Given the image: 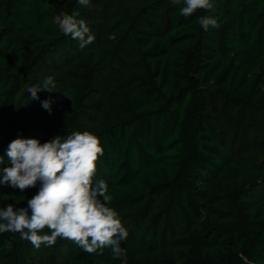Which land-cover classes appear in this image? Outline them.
Masks as SVG:
<instances>
[{"label": "trees", "instance_id": "16d2710c", "mask_svg": "<svg viewBox=\"0 0 264 264\" xmlns=\"http://www.w3.org/2000/svg\"><path fill=\"white\" fill-rule=\"evenodd\" d=\"M212 2L185 18L171 0H0V168L14 139L94 133L104 153L93 186L108 185L128 264H264V0ZM60 11H79L94 42L64 35ZM203 15L219 28L203 30ZM48 75L54 92L31 100L27 87ZM108 84H120L112 107ZM39 187L0 184V208L27 207ZM0 264L120 260L4 233Z\"/></svg>", "mask_w": 264, "mask_h": 264}, {"label": "clouds", "instance_id": "9594fccd", "mask_svg": "<svg viewBox=\"0 0 264 264\" xmlns=\"http://www.w3.org/2000/svg\"><path fill=\"white\" fill-rule=\"evenodd\" d=\"M76 2L87 7L90 0ZM171 3L180 6L179 13L185 18L199 10L215 11L212 0H171ZM79 17V11L62 12L52 18V23L83 49L94 42L95 36L88 23ZM198 23L205 31L220 26L210 15L200 16ZM55 88L54 76L48 75L41 83L27 87V93L31 100H38V93H52ZM41 103L51 113V99ZM103 153L99 137L87 130L66 137L57 135L44 143L36 138L11 141L6 152L10 166L0 168V184L21 192L37 184L40 187L27 200V207L8 204L0 208V234L19 233L21 239L36 248L42 244L51 247L58 238L73 242L89 254H102L108 248L113 259L128 264L127 249L121 243L129 233L116 210L109 206L112 196L108 185L101 180L93 186ZM4 163V157L0 156V165Z\"/></svg>", "mask_w": 264, "mask_h": 264}, {"label": "rangeland", "instance_id": "374dc122", "mask_svg": "<svg viewBox=\"0 0 264 264\" xmlns=\"http://www.w3.org/2000/svg\"><path fill=\"white\" fill-rule=\"evenodd\" d=\"M59 5H61V4H59ZM59 10H61V6H60ZM62 12L63 11H60L59 14ZM163 20L168 21V14L163 15ZM126 66H127V68H131V67H133V64H127L126 63ZM133 80H135V78ZM119 85L118 86H112L109 84L104 85V89H103V91H104V102L106 105L111 106V107L114 106L115 99H116L117 94H118ZM97 89H98V86H93V87H91V89L88 92L89 96L93 100H96V91H98ZM221 101H222V99L220 97L211 98L210 104H211L212 108L216 109L217 106L221 103Z\"/></svg>", "mask_w": 264, "mask_h": 264}]
</instances>
